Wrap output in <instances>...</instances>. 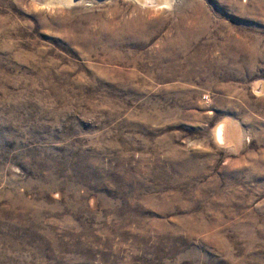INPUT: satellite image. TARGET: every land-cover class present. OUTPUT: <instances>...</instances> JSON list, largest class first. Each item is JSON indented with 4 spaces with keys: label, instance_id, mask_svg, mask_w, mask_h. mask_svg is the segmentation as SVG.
Instances as JSON below:
<instances>
[{
    "label": "rangeland",
    "instance_id": "rangeland-1",
    "mask_svg": "<svg viewBox=\"0 0 264 264\" xmlns=\"http://www.w3.org/2000/svg\"><path fill=\"white\" fill-rule=\"evenodd\" d=\"M170 1L0 0V264H264V0Z\"/></svg>",
    "mask_w": 264,
    "mask_h": 264
},
{
    "label": "bare ground",
    "instance_id": "bare-ground-1",
    "mask_svg": "<svg viewBox=\"0 0 264 264\" xmlns=\"http://www.w3.org/2000/svg\"><path fill=\"white\" fill-rule=\"evenodd\" d=\"M143 1L148 3V4H150L151 6H155V7H164V8H166V7H170L171 6V1L170 0H143ZM163 58H165V57H163ZM215 132H216V138L221 143L222 142L228 143L230 141V138H231L230 137V127L228 125V122L227 123H226V121L225 122H221V123L219 122V124L216 126V131Z\"/></svg>",
    "mask_w": 264,
    "mask_h": 264
}]
</instances>
